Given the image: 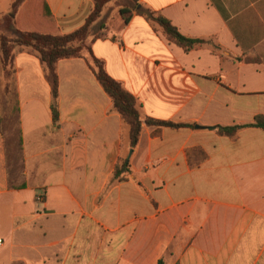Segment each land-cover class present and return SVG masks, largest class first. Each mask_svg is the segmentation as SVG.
<instances>
[{"label":"crops","instance_id":"1","mask_svg":"<svg viewBox=\"0 0 264 264\" xmlns=\"http://www.w3.org/2000/svg\"><path fill=\"white\" fill-rule=\"evenodd\" d=\"M17 1L0 0V16ZM139 2L208 44L186 53L119 11L92 53L144 118L182 127L145 126L132 149L86 59L58 62L55 100L39 56L17 49L11 102L0 78V264H264V130L219 131L264 117V0ZM94 8L24 0L16 25L69 35Z\"/></svg>","mask_w":264,"mask_h":264},{"label":"trees","instance_id":"2","mask_svg":"<svg viewBox=\"0 0 264 264\" xmlns=\"http://www.w3.org/2000/svg\"><path fill=\"white\" fill-rule=\"evenodd\" d=\"M24 0H18L12 7L8 15L0 16V78L2 82V93L5 98L13 100L16 96V72L14 69V58L16 50H30L36 53L41 62L46 66L49 72V79L52 84L54 99L58 95V77L56 67L59 61L75 58L86 59L90 68L94 72L99 83L105 92L112 99L114 110L118 112L125 123L130 127L131 148L134 149L138 143L142 130L145 126L157 128H179L180 125H174L168 122L158 121L152 118H144L142 115V106L138 100L129 93L124 86L114 80L107 73L105 64L97 59L92 53V44L98 40H103L106 36L95 37L91 46H87V36L90 24L100 18L105 6L113 0H93L95 11L86 24L78 31L69 35H54L52 33H40L35 31H23L16 25V11ZM45 10V8H44ZM136 14L143 17L154 30H159L165 38L171 43L189 53L199 47L208 44V41L189 38L182 35L170 20L161 13L152 11L143 7L139 0H131L130 6L120 10V16L124 25H128L132 16ZM218 49V47H216ZM86 50L88 57L83 53ZM54 122H58V109L56 104L52 106ZM3 119L0 118V128L3 126ZM260 128L264 130V117L259 116L253 124L235 127H219L222 134L235 135L244 128ZM3 132V129H2ZM131 174V162L126 156L119 159L114 173V180L121 182ZM161 264V263H160Z\"/></svg>","mask_w":264,"mask_h":264},{"label":"rangeland","instance_id":"3","mask_svg":"<svg viewBox=\"0 0 264 264\" xmlns=\"http://www.w3.org/2000/svg\"><path fill=\"white\" fill-rule=\"evenodd\" d=\"M130 1L131 0H113L105 6L100 18L93 21L89 26L86 41L87 46H91V42L93 39H95V37L101 38L103 35L107 36L112 30L119 29V11L124 7L130 6ZM93 13L90 15V17L93 15ZM90 17L88 19H90ZM121 20L123 21L122 18ZM83 53L88 57L86 50ZM11 124L13 125V117L11 118ZM8 128L10 129V126Z\"/></svg>","mask_w":264,"mask_h":264},{"label":"built area","instance_id":"4","mask_svg":"<svg viewBox=\"0 0 264 264\" xmlns=\"http://www.w3.org/2000/svg\"><path fill=\"white\" fill-rule=\"evenodd\" d=\"M43 199V197L42 198H40V201ZM0 243H1V241H0Z\"/></svg>","mask_w":264,"mask_h":264},{"label":"water","instance_id":"5","mask_svg":"<svg viewBox=\"0 0 264 264\" xmlns=\"http://www.w3.org/2000/svg\"><path fill=\"white\" fill-rule=\"evenodd\" d=\"M132 154V152L130 153V155Z\"/></svg>","mask_w":264,"mask_h":264}]
</instances>
